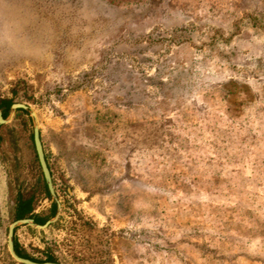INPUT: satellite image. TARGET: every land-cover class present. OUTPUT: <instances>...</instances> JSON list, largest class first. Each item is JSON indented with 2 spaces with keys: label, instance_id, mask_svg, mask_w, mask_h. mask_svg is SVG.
Listing matches in <instances>:
<instances>
[{
  "label": "rangeland",
  "instance_id": "obj_1",
  "mask_svg": "<svg viewBox=\"0 0 264 264\" xmlns=\"http://www.w3.org/2000/svg\"><path fill=\"white\" fill-rule=\"evenodd\" d=\"M0 96L35 111L60 203L15 227L28 255L264 264V0H0ZM6 118L0 264H22L16 197L51 200L30 114Z\"/></svg>",
  "mask_w": 264,
  "mask_h": 264
},
{
  "label": "water",
  "instance_id": "obj_2",
  "mask_svg": "<svg viewBox=\"0 0 264 264\" xmlns=\"http://www.w3.org/2000/svg\"><path fill=\"white\" fill-rule=\"evenodd\" d=\"M18 108L26 110L32 118V121H33V143H34V148L36 151L37 159L39 162V166H40L44 181L47 185V188H48V191H49L51 197L53 198V200L56 203L57 209H56V213L54 214V216L51 219L46 220L43 224L35 223L33 221V219L29 218V217L15 219L14 221H12L10 223V225L8 226V229H7V248H8V251H9V254L11 255V257L15 261L22 263V264H60V263L51 262V261L36 262V261L30 260L28 258H24V257L19 256L14 249V229L17 225L28 224V225L38 227V228H45L47 225H49L52 221H54L58 217L59 212H60V203H59V200H58L56 192H55L51 172H50V169H49L48 164L46 162L45 154H44L42 144H41L39 126L37 123L36 113L28 105H26L24 103L14 102L10 106L9 116L13 115L15 110ZM8 119L9 118H3L1 115V112H0V124L7 122Z\"/></svg>",
  "mask_w": 264,
  "mask_h": 264
},
{
  "label": "trees",
  "instance_id": "obj_3",
  "mask_svg": "<svg viewBox=\"0 0 264 264\" xmlns=\"http://www.w3.org/2000/svg\"><path fill=\"white\" fill-rule=\"evenodd\" d=\"M14 103V99L12 97H2L0 96V112L3 118H6L9 113H10V106L11 104ZM22 111L24 113H26V110L18 108L16 109V112ZM46 162L48 164V160L45 156ZM49 167V164H48ZM54 184V181H53ZM42 192L45 195L46 198L51 200V205L49 208V215L48 216H44L40 213H35V208L33 205V201H34V195H32V193H30V195L28 196H24L21 193H18L17 197H16V204H15V210H14V215H15V219H20V218H32L33 221L35 223L38 224H43L46 220H48L49 218L53 217L54 214L56 213V203L55 201L52 199L47 185L44 181V178H42ZM16 228L14 229V234H15ZM14 249L16 251V253L24 258H28L30 260L36 261V262H44V261H51V262H57L55 257L52 255H48L44 260H39L36 259L30 255H28L26 253V251L20 247L18 245V243L16 242V239L14 237Z\"/></svg>",
  "mask_w": 264,
  "mask_h": 264
}]
</instances>
